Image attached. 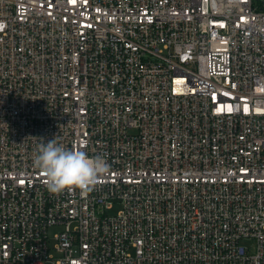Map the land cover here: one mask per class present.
I'll return each mask as SVG.
<instances>
[{
    "label": "built area",
    "instance_id": "1",
    "mask_svg": "<svg viewBox=\"0 0 264 264\" xmlns=\"http://www.w3.org/2000/svg\"><path fill=\"white\" fill-rule=\"evenodd\" d=\"M0 264H264V0H0Z\"/></svg>",
    "mask_w": 264,
    "mask_h": 264
},
{
    "label": "clouds",
    "instance_id": "2",
    "mask_svg": "<svg viewBox=\"0 0 264 264\" xmlns=\"http://www.w3.org/2000/svg\"><path fill=\"white\" fill-rule=\"evenodd\" d=\"M34 165L46 178L52 193L80 190L86 194L109 172L103 156H88L84 151L68 149L55 139L41 143L34 157Z\"/></svg>",
    "mask_w": 264,
    "mask_h": 264
},
{
    "label": "rangeland",
    "instance_id": "3",
    "mask_svg": "<svg viewBox=\"0 0 264 264\" xmlns=\"http://www.w3.org/2000/svg\"><path fill=\"white\" fill-rule=\"evenodd\" d=\"M120 207H121V204L120 203L115 204L114 209L111 210L110 213L115 214L120 209ZM62 229H63V226L62 225H60V226H54V227H51L49 229V234H50V237H51V241H55V238H54L55 233L59 232Z\"/></svg>",
    "mask_w": 264,
    "mask_h": 264
}]
</instances>
